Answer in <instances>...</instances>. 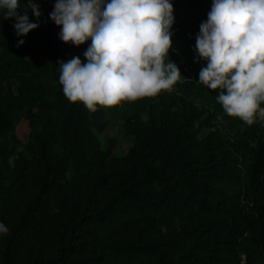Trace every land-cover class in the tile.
<instances>
[{
    "label": "trees",
    "instance_id": "16d2710c",
    "mask_svg": "<svg viewBox=\"0 0 264 264\" xmlns=\"http://www.w3.org/2000/svg\"><path fill=\"white\" fill-rule=\"evenodd\" d=\"M34 2L42 15L37 21L28 8L39 27L26 36L0 14V223L10 224L0 264H251L264 255V121L229 117L217 93L189 74L180 94L150 97L145 120L139 100L95 113L70 103L56 62L43 82L31 58L49 50L51 59L86 62L91 40L64 43L49 17L55 0ZM173 2L201 70L207 62L195 43L212 0ZM20 5L24 15L27 0ZM45 87L50 100L38 96ZM189 91L208 103H193ZM111 114L132 138L121 154L98 135ZM22 120L25 135L16 129ZM203 125L210 128L199 135ZM32 235L51 249L12 259V247Z\"/></svg>",
    "mask_w": 264,
    "mask_h": 264
},
{
    "label": "clouds",
    "instance_id": "9594fccd",
    "mask_svg": "<svg viewBox=\"0 0 264 264\" xmlns=\"http://www.w3.org/2000/svg\"><path fill=\"white\" fill-rule=\"evenodd\" d=\"M19 8L20 0H0L3 20L15 18L17 36H26L39 27L30 22L28 8L37 21L42 13L34 0H27L24 15ZM49 17L64 43L79 47L91 40L86 62L74 56L58 63L65 98L82 102L90 113L171 92L181 80L178 65L166 61L172 0H55ZM195 52L207 62L199 83L217 93L223 112L248 126L264 121V0H212ZM7 232L0 223V234Z\"/></svg>",
    "mask_w": 264,
    "mask_h": 264
},
{
    "label": "rangeland",
    "instance_id": "374dc122",
    "mask_svg": "<svg viewBox=\"0 0 264 264\" xmlns=\"http://www.w3.org/2000/svg\"><path fill=\"white\" fill-rule=\"evenodd\" d=\"M174 17L175 21L172 26V49L170 50V56L166 57V61L171 60L175 62L182 74L181 79L185 78L186 75L190 76H199L200 70L196 69L194 67V64H196V61L193 59V50H194V44L191 42V38H193V34L188 31L186 28H182L180 25L181 19L184 18V16L181 15L179 6L177 4H174ZM186 17L194 20V17L192 15H185ZM51 52L49 50H44L41 54H39L36 58H31V60L34 62V66H36L37 73L35 76V80H40L44 82L45 76H51V68L52 63L50 60L55 61L56 64L60 61H67L71 58H58L55 55L56 58L52 57L53 59L49 58ZM59 66V65H58ZM60 70V68H59ZM47 88L45 87V91L42 92L41 90H37L39 98L46 97L47 99H51V94L46 91ZM167 91V90H165ZM182 91L181 86L179 82L174 85L173 90L171 92H174L175 94H180ZM169 92V91H167ZM187 97L192 100L193 103L196 104H203L206 105L208 103V98L200 95L195 94L193 91L187 92ZM139 101L142 102L141 108V117L142 119H146V111L145 108L149 106L150 97H144L140 99ZM37 102V101H36ZM146 104V105H145ZM217 124L220 126V123L217 122ZM210 127L203 125L199 129V135L204 134L207 130H209ZM17 131L25 135L26 134V123L22 120L17 125ZM99 137L103 139H110L111 145H112V152L114 154H121L124 153L127 147L131 144L132 138L131 136L124 130L122 125V120L117 114H111L108 119V123L105 125V127L98 132ZM21 208V206L16 207V212ZM4 225L8 228L10 227L9 223H4ZM8 233V232H7ZM5 236L6 234H0V261H1V255L5 251ZM33 239L35 240V235L32 236H24L21 238V242L18 245V248L12 247L13 251H10L11 258L16 259V256L20 255L21 257L25 253L33 254L37 250H44L48 251L52 247V242L50 240H46L45 237L40 238L42 241L41 243H37L34 241L32 243ZM241 262H243V257L241 256ZM19 258V257H18ZM251 264H264V255L261 252H257L255 258L252 260Z\"/></svg>",
    "mask_w": 264,
    "mask_h": 264
},
{
    "label": "built area",
    "instance_id": "2783aa9c",
    "mask_svg": "<svg viewBox=\"0 0 264 264\" xmlns=\"http://www.w3.org/2000/svg\"><path fill=\"white\" fill-rule=\"evenodd\" d=\"M241 256L243 257V254H241Z\"/></svg>",
    "mask_w": 264,
    "mask_h": 264
}]
</instances>
